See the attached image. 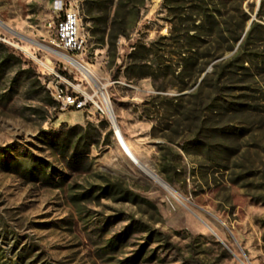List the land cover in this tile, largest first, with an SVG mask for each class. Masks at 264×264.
I'll list each match as a JSON object with an SVG mask.
<instances>
[{"label": "rangeland", "instance_id": "374dc122", "mask_svg": "<svg viewBox=\"0 0 264 264\" xmlns=\"http://www.w3.org/2000/svg\"><path fill=\"white\" fill-rule=\"evenodd\" d=\"M71 6L92 79L56 53ZM0 24V264H264V0H0ZM63 74L177 199L60 107Z\"/></svg>", "mask_w": 264, "mask_h": 264}, {"label": "built area", "instance_id": "2783aa9c", "mask_svg": "<svg viewBox=\"0 0 264 264\" xmlns=\"http://www.w3.org/2000/svg\"><path fill=\"white\" fill-rule=\"evenodd\" d=\"M55 44L62 55L75 59L84 51V41L79 32V12L76 7L65 9L55 26ZM60 81L52 91L54 99L63 110H93L99 117L110 123L114 117L109 111L108 102L96 96L93 91L83 89L81 85H73L68 78L56 76Z\"/></svg>", "mask_w": 264, "mask_h": 264}, {"label": "bare ground", "instance_id": "6f19581e", "mask_svg": "<svg viewBox=\"0 0 264 264\" xmlns=\"http://www.w3.org/2000/svg\"><path fill=\"white\" fill-rule=\"evenodd\" d=\"M0 26L2 28H5L2 24H0ZM53 51V50H52ZM56 52V51H54ZM57 54L61 55V58L63 60H65L71 67H73L75 70L79 71L80 73L88 76L89 78L92 79L90 72L83 66L82 63L76 61L73 58H70L68 56L62 55L61 53L56 52ZM100 95L101 99H105V97L103 96L102 93H98ZM108 104V103H107ZM109 107V104H108ZM109 111H110V107H109ZM113 123L115 124V121H113ZM115 129H118V127L115 124ZM116 140L119 144V147L121 148V150L123 151V153L126 155V157L137 167L140 169V171L147 176L149 179H151L153 182H155L158 186H160L163 190H165L171 197H173L174 199H177L176 196L174 195V193L170 190V188L165 184V182L158 177L154 172L150 171L149 169H147L146 167H144L139 161L138 159L133 155V153L130 151V149L128 148V146L126 145V143L124 142L121 134L118 132L117 134Z\"/></svg>", "mask_w": 264, "mask_h": 264}, {"label": "water", "instance_id": "95a60500", "mask_svg": "<svg viewBox=\"0 0 264 264\" xmlns=\"http://www.w3.org/2000/svg\"><path fill=\"white\" fill-rule=\"evenodd\" d=\"M111 126H112V129H113L114 136L117 137L116 134L119 132V130L115 129L116 127H115V124L113 123V121L111 122Z\"/></svg>", "mask_w": 264, "mask_h": 264}, {"label": "trees", "instance_id": "16d2710c", "mask_svg": "<svg viewBox=\"0 0 264 264\" xmlns=\"http://www.w3.org/2000/svg\"><path fill=\"white\" fill-rule=\"evenodd\" d=\"M63 75H64V74H63ZM4 151H6V149H5Z\"/></svg>", "mask_w": 264, "mask_h": 264}]
</instances>
